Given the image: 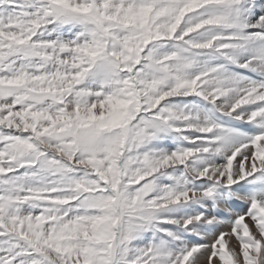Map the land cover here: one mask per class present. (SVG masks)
<instances>
[{
  "label": "snow or ice",
  "instance_id": "1",
  "mask_svg": "<svg viewBox=\"0 0 264 264\" xmlns=\"http://www.w3.org/2000/svg\"><path fill=\"white\" fill-rule=\"evenodd\" d=\"M0 264H264V0H0Z\"/></svg>",
  "mask_w": 264,
  "mask_h": 264
}]
</instances>
